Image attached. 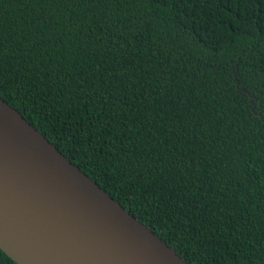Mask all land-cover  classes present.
<instances>
[{"label": "trees", "instance_id": "1", "mask_svg": "<svg viewBox=\"0 0 264 264\" xmlns=\"http://www.w3.org/2000/svg\"><path fill=\"white\" fill-rule=\"evenodd\" d=\"M0 97L187 264H264V0H0Z\"/></svg>", "mask_w": 264, "mask_h": 264}, {"label": "water", "instance_id": "2", "mask_svg": "<svg viewBox=\"0 0 264 264\" xmlns=\"http://www.w3.org/2000/svg\"><path fill=\"white\" fill-rule=\"evenodd\" d=\"M0 249L17 264H187L2 97Z\"/></svg>", "mask_w": 264, "mask_h": 264}]
</instances>
